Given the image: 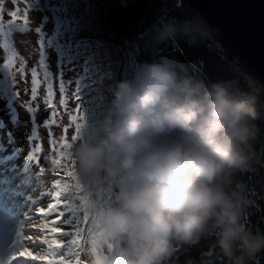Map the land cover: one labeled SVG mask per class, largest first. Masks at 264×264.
I'll return each mask as SVG.
<instances>
[{
    "label": "clouds",
    "instance_id": "obj_1",
    "mask_svg": "<svg viewBox=\"0 0 264 264\" xmlns=\"http://www.w3.org/2000/svg\"><path fill=\"white\" fill-rule=\"evenodd\" d=\"M109 91L103 118L70 149L83 264H162L174 242L211 237L228 264H255L264 233L245 227L247 201L230 186L251 168L264 86L230 90L143 64Z\"/></svg>",
    "mask_w": 264,
    "mask_h": 264
},
{
    "label": "trees",
    "instance_id": "obj_2",
    "mask_svg": "<svg viewBox=\"0 0 264 264\" xmlns=\"http://www.w3.org/2000/svg\"><path fill=\"white\" fill-rule=\"evenodd\" d=\"M87 7V16L77 21L78 33L74 46L83 58L84 85L80 95L88 106L86 130L93 128V116L103 118L111 100L109 89L118 81L132 79L143 64L165 65L179 79H190L202 84L223 83L230 90H248L253 78L238 59L224 47L209 30V38L189 23L183 6L187 0H66ZM192 7V5H191ZM193 8V7H192ZM11 12V11H10ZM199 20L202 18L199 16ZM215 42V43H214ZM212 44L221 48H212ZM234 63V66L232 65ZM253 123L258 128L254 142L251 168L234 173L230 189L237 186L247 201L242 222L253 233H264V115L258 109ZM58 155L39 156L38 164L47 173L56 166L51 159ZM66 157L61 161H65ZM62 184H71L59 176ZM69 190L74 192V185ZM111 189L102 193L103 205L113 202ZM162 264H228L215 246V237L198 245L174 242L173 250ZM255 264H264V252Z\"/></svg>",
    "mask_w": 264,
    "mask_h": 264
},
{
    "label": "rangeland",
    "instance_id": "obj_3",
    "mask_svg": "<svg viewBox=\"0 0 264 264\" xmlns=\"http://www.w3.org/2000/svg\"><path fill=\"white\" fill-rule=\"evenodd\" d=\"M17 6L21 10L25 7L23 3ZM15 7L12 0H3L5 25L11 19L8 13L15 10ZM26 7L28 9V24L31 25L32 30L20 34L9 31L5 26L4 30L7 35L0 34V55L10 57L15 52L14 63L20 64V61H23L20 67L24 68L25 77L21 80L18 73H10L3 67V61L0 62V206L4 205L9 210V213L15 217L14 221H25L23 231L30 234L32 238L25 237L22 240L24 246H27L37 256L51 258L55 264H69L75 259L73 253H77L80 245H73L71 241L74 239L83 240L84 222H86L80 216L79 211L75 217L72 216V207H78L77 197L68 188L70 185H74L72 178L67 175L69 170L74 172L72 158L71 156L66 157L65 161H61L60 165L56 166L54 173H47L38 162L30 160L29 156L36 143L40 145L42 151L46 150V154L49 156L58 155L62 151L71 153L70 149L61 147L64 143L61 136H64L67 142L73 145L79 140V138L76 141L71 140V137L76 135L75 123L83 125L82 137L87 131L86 123L90 113L87 104L80 95L81 87L84 85L83 58L80 57L74 46V39L78 33L75 24L82 18H86L87 7L84 4L77 5L66 0H27ZM41 61L50 76L54 78L53 104L57 113L55 117L57 123L52 126L51 131L53 139L57 141L56 145L50 144L48 129L45 127V122L50 118L49 113L52 109L43 104L42 98L45 94L43 83L39 88L38 109L34 105L33 109L29 111L27 107L30 102V94L26 92V88L31 87L30 71L33 67H38ZM14 75L20 81L19 84L14 82ZM42 75L41 70V78ZM60 80L65 83L67 89L63 97L59 91ZM73 93L79 96V100L75 99ZM62 98L66 100V105L60 104ZM97 113L99 110H96L93 116L95 124L101 120L99 116L97 119L95 118ZM73 116L77 118L76 121L72 120ZM64 128H67V133L63 132ZM37 137H39V141H37ZM34 172L37 176L34 180L48 179L53 187L55 181H60L59 176H63L68 182H73L67 184L68 187L64 188L62 195L66 202L71 204L67 218L72 219L73 224L65 225L69 233L65 237L66 240L61 243L63 247L59 250L50 247L52 239L59 240L58 233L54 235L50 231L52 225L45 232L43 223L48 220L53 224L58 220L59 223L57 221L54 225L59 226L62 222L57 218L60 217L58 215L50 213L44 217L39 213L40 208H45V212H47V208L42 205L44 199L38 195L36 186L32 189L34 191L31 190L33 180L29 176ZM33 207H38V209L33 210ZM29 218L31 222H29ZM17 230L19 231V228ZM17 230L15 232L18 233ZM47 235H50L49 241L46 239ZM0 236H2L0 237L2 240L0 241V264H7V259L13 250V242L17 236L15 233L12 237L6 236V238L2 234ZM4 238L6 239L4 240ZM45 241L49 243H45ZM78 258L83 264L88 259L86 250ZM28 264H47V262L37 260L29 261Z\"/></svg>",
    "mask_w": 264,
    "mask_h": 264
},
{
    "label": "snow or ice",
    "instance_id": "obj_4",
    "mask_svg": "<svg viewBox=\"0 0 264 264\" xmlns=\"http://www.w3.org/2000/svg\"><path fill=\"white\" fill-rule=\"evenodd\" d=\"M12 3L16 6L15 10L11 11L8 13V15L11 17V19L7 22L8 24H15V25H23V26H27L29 21H28V9L26 7L27 5V0H12ZM23 3L25 5L24 9L21 10L17 5ZM4 8H3V0H0V34L2 35H7L5 29V20H4ZM5 47H7V45H5ZM16 58V53L13 52L12 56H6L3 60V67L9 71L10 73H18L21 76V80L25 79L24 77V68L20 67V64L23 63V61H20V64H16L14 63V59ZM41 70H42V78H41ZM30 75H31V87L30 88H26V92L30 94V102L27 104V107L29 109V111H31L33 109V106L35 105V107L38 109L39 107V103L38 100L40 99V93H39V88L41 83H43L45 85V94L43 95L42 101L43 104L49 108L52 109V111L49 113L50 118L45 122V127L48 129V137H49V142L52 145H56L57 141L55 139H53V133L51 131V128L54 124L57 123L55 117L57 115L56 111H55V105L53 104V97L55 96V92L53 90V77L50 76V74L48 73L43 61H41L38 64V67H33L30 71ZM14 78V82L15 83H20V81H18L15 77V75L13 76ZM59 91L61 93V96L63 97L67 91L66 89V85L65 83L60 80L59 81ZM17 95H19V92H17ZM73 96L75 97V99L79 100V96L76 93H73ZM60 104L61 105H66V100L65 99H61L60 100ZM78 110V109H77ZM76 117L73 116L72 120L76 121ZM83 125H81L80 123H75V132L76 135H73L71 137L72 141H76L78 138H82L81 136V131H82ZM64 133H67V128L63 129ZM39 137H37V141H39ZM61 140L64 141V143L61 145L62 148L64 149H71L72 144L68 143L66 138L64 136H61ZM42 151V148L40 147V145L38 143L35 144L34 148H33V152L32 154L29 156L30 160L39 162V153ZM71 153L67 152V151H62L59 153V158H53L51 159V164L53 166H59L60 162L62 159H64L65 157H70ZM72 164L74 166V162L72 161ZM68 177H71L73 182H74V186H75V181H74V172L69 170L67 172ZM68 187V185L62 184L61 181L57 180L54 183V188L56 189V191L54 192V198L59 201L60 198L63 195L64 192V188ZM74 204V203H73ZM57 208V204H52L49 206L48 211L45 212L44 208H40L39 209V213L44 216L47 217L51 212L55 211ZM77 211H79V208L74 206L72 207V216L75 217L77 215ZM61 216L64 215V213H60ZM29 222L30 218H29ZM84 222V221H83ZM55 223V222H54ZM65 224H73V220L70 218H65L64 220ZM85 223V222H84ZM75 227V225H73ZM24 226L21 227V230L18 232L17 234V239L13 242L12 245V252L10 254V256L7 259V264H28L29 261H37V260H44L47 262V264H55V261L52 260L49 257H45V256H37L34 254L33 251H31L27 246H24L22 244V240L27 237L28 239H31V235L28 233H25L23 231ZM50 231L52 233H59L60 229L57 227H52L50 229ZM45 243H49L48 241H45ZM71 243L73 245H79L82 243V240L80 239H74L71 241ZM50 247H53L54 249H60L63 247V245L60 243L59 240L56 239H52L50 241ZM75 259L74 261H70L69 264H82L81 260L78 258L79 255H77V253H73Z\"/></svg>",
    "mask_w": 264,
    "mask_h": 264
},
{
    "label": "water",
    "instance_id": "obj_5",
    "mask_svg": "<svg viewBox=\"0 0 264 264\" xmlns=\"http://www.w3.org/2000/svg\"><path fill=\"white\" fill-rule=\"evenodd\" d=\"M215 38L264 86V0H188ZM25 34L31 25L6 24Z\"/></svg>",
    "mask_w": 264,
    "mask_h": 264
},
{
    "label": "bare ground",
    "instance_id": "obj_6",
    "mask_svg": "<svg viewBox=\"0 0 264 264\" xmlns=\"http://www.w3.org/2000/svg\"><path fill=\"white\" fill-rule=\"evenodd\" d=\"M5 57V56H4ZM4 57L2 55H0V62L3 61ZM4 94V93H3ZM32 180H33V183L31 185V190L34 188V186H36V191L38 190V195L42 196V198L44 199L42 201V205L45 206L47 208V211H48V208L50 205L52 204H57V208L55 211L51 212V214L53 215H58L60 217H57L59 219H61V222L62 224L57 226V225H54L56 224V221L55 223L53 222L50 223L48 222H44V228H45V232L48 231V229H50V226L51 227H57L60 229V232L57 234L58 236V239L60 241V243H63L65 240H66V235L69 233L68 229H66L67 227H65V225H68V224H65L64 223V220L66 217H68V210L70 209L71 207V204L66 202L65 198L64 197H61L59 201H57L55 198H54V192L56 191V189L51 185L50 181L48 179H44V180H37L34 178H37L36 176V173L34 172L32 175L29 176ZM26 179V178H25ZM32 182V181H31ZM17 190V189H16ZM34 191V190H32ZM13 193V192H12ZM34 193V192H33ZM36 195V194H35ZM50 195H51V199H50ZM4 204V203H3ZM32 207V206H31ZM34 209H38L37 208H34L33 207V210ZM45 209V208H44ZM64 213L63 216L60 215V213ZM28 215V214H27ZM35 215V214H34ZM30 217V216H29ZM14 216L9 213V210H7L4 205L3 206H0V235H4L5 237L6 236H11L15 233V235L17 236V232H15L17 230V228H19V231L21 230V227L24 226L25 224V221H22V222H17V221H14ZM31 218V217H30ZM49 218V217H48ZM46 219V218H45ZM50 219V218H49ZM43 221V220H42ZM46 221V220H45ZM51 221V220H50ZM55 221V220H53ZM59 223V221H58ZM71 229V228H70ZM18 231V230H17ZM18 231V232H19ZM51 235V234H50ZM49 235V236H50ZM55 235V234H54ZM49 236L47 235L46 236V239L48 240ZM2 237V236H0ZM7 238V237H6ZM4 238V240L6 239ZM2 241V240H0ZM49 241V240H48ZM1 247V246H0ZM59 250V249H58ZM59 252V251H57ZM60 256V255H59ZM74 261V260H72Z\"/></svg>",
    "mask_w": 264,
    "mask_h": 264
},
{
    "label": "built area",
    "instance_id": "obj_7",
    "mask_svg": "<svg viewBox=\"0 0 264 264\" xmlns=\"http://www.w3.org/2000/svg\"><path fill=\"white\" fill-rule=\"evenodd\" d=\"M184 10L186 11V13L189 16V23L194 24L198 30L203 34L204 37L209 38V29L206 25V23L202 20H199V15L197 14V12L191 7V4L189 3V1L187 0V2L184 4L183 6ZM215 43V42H214ZM212 48L215 50L220 51L221 48L218 47L215 44H212ZM232 65L234 66V63H232ZM254 83L256 85H258L257 83H255L254 81H248V86L249 84ZM261 101L264 102V96H261ZM263 115H264V109H261Z\"/></svg>",
    "mask_w": 264,
    "mask_h": 264
}]
</instances>
